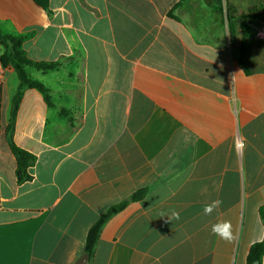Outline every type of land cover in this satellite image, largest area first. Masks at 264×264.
<instances>
[{
    "label": "crops",
    "instance_id": "0c3cea01",
    "mask_svg": "<svg viewBox=\"0 0 264 264\" xmlns=\"http://www.w3.org/2000/svg\"><path fill=\"white\" fill-rule=\"evenodd\" d=\"M223 2L0 0V34L56 64L26 67L49 102L22 90L13 139L36 161L20 184L7 132L20 80L0 62V264H76L123 201L85 264H248L264 242V50Z\"/></svg>",
    "mask_w": 264,
    "mask_h": 264
},
{
    "label": "trees",
    "instance_id": "16d2710c",
    "mask_svg": "<svg viewBox=\"0 0 264 264\" xmlns=\"http://www.w3.org/2000/svg\"><path fill=\"white\" fill-rule=\"evenodd\" d=\"M34 1L42 7H46L49 0H34ZM227 17L229 21H231V16L229 13L227 14ZM249 18L250 17L248 15L246 16L243 15L239 18H236L235 21L239 22V25L244 35V39L250 40L251 39L250 37L253 33L252 31L253 27L251 26V22ZM23 39H24L23 37H19V36L0 34V45L4 47V52L0 57V62L5 67L7 66L13 67L17 71L20 80L19 89L12 104L10 123L7 128L9 144L13 154L15 155L17 162L16 175H17L18 183L20 184L31 180L29 169L35 164L36 161V157L32 153L18 147L13 139L16 114L23 94L22 90L24 87L37 88L38 90L46 94V101L49 102V98L47 96V89L41 83L31 80L28 77L26 72V67L35 66L37 68L47 70L54 68L56 65L54 63H49V64L38 63L30 60L26 56V53L23 49ZM243 51H244V47L242 48V52ZM144 195H145V191L141 190L135 193L131 199L133 201H138L142 199ZM127 204L128 201H123L119 204L110 207L90 228L86 238L85 250H84L85 254L88 255L89 259H92L95 254L96 245L98 243L104 225L113 215L122 211L127 206ZM262 216L264 218V209H262ZM263 256H264V242L254 244L251 247L248 255V264H254V262L256 261H260L261 263Z\"/></svg>",
    "mask_w": 264,
    "mask_h": 264
},
{
    "label": "rangeland",
    "instance_id": "374dc122",
    "mask_svg": "<svg viewBox=\"0 0 264 264\" xmlns=\"http://www.w3.org/2000/svg\"><path fill=\"white\" fill-rule=\"evenodd\" d=\"M226 10L233 8V18L248 15L252 28L251 41L264 50V0H224ZM254 38V39H253Z\"/></svg>",
    "mask_w": 264,
    "mask_h": 264
},
{
    "label": "clouds",
    "instance_id": "9594fccd",
    "mask_svg": "<svg viewBox=\"0 0 264 264\" xmlns=\"http://www.w3.org/2000/svg\"><path fill=\"white\" fill-rule=\"evenodd\" d=\"M222 203L223 201L217 199L210 204H206L203 208L204 215H211L214 210L219 209ZM172 217L179 219V213L173 212ZM211 232L214 236L219 237L226 243H233L236 240V233L231 221H218L211 226Z\"/></svg>",
    "mask_w": 264,
    "mask_h": 264
},
{
    "label": "water",
    "instance_id": "95a60500",
    "mask_svg": "<svg viewBox=\"0 0 264 264\" xmlns=\"http://www.w3.org/2000/svg\"><path fill=\"white\" fill-rule=\"evenodd\" d=\"M89 259L87 254H84L78 261L76 264H85L87 262V260ZM254 264H261L260 261H256L254 262Z\"/></svg>",
    "mask_w": 264,
    "mask_h": 264
}]
</instances>
